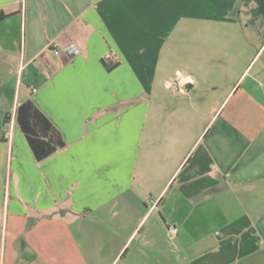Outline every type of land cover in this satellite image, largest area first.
<instances>
[{
	"label": "crops",
	"instance_id": "1",
	"mask_svg": "<svg viewBox=\"0 0 264 264\" xmlns=\"http://www.w3.org/2000/svg\"><path fill=\"white\" fill-rule=\"evenodd\" d=\"M2 12L0 264H264V0ZM233 27L255 49L234 79ZM28 100L64 140L42 159Z\"/></svg>",
	"mask_w": 264,
	"mask_h": 264
},
{
	"label": "trees",
	"instance_id": "2",
	"mask_svg": "<svg viewBox=\"0 0 264 264\" xmlns=\"http://www.w3.org/2000/svg\"><path fill=\"white\" fill-rule=\"evenodd\" d=\"M7 16L8 14L2 12L0 19ZM18 121L39 159L48 156L59 146L64 145V140L56 133L53 123L31 100L19 107Z\"/></svg>",
	"mask_w": 264,
	"mask_h": 264
},
{
	"label": "rangeland",
	"instance_id": "3",
	"mask_svg": "<svg viewBox=\"0 0 264 264\" xmlns=\"http://www.w3.org/2000/svg\"><path fill=\"white\" fill-rule=\"evenodd\" d=\"M239 17L238 10L236 9L235 15ZM244 16V14L242 15ZM245 27V25H243ZM235 27H233V30L231 31V37H230V46L228 44L225 45V48L229 47L230 54H231V71L233 74V79L236 77V75L239 73V71L242 70L243 66L245 65L246 62L250 59V57L254 54L255 49L250 50V48H247L244 46V43L242 40H240L237 35H242V32H239L240 30L238 29L237 31L234 30ZM240 28V27H238ZM175 38V36L172 37L171 41ZM219 39V38H218ZM222 45H219L217 43V49L221 50L223 52ZM44 70H47V65L44 64Z\"/></svg>",
	"mask_w": 264,
	"mask_h": 264
},
{
	"label": "built area",
	"instance_id": "4",
	"mask_svg": "<svg viewBox=\"0 0 264 264\" xmlns=\"http://www.w3.org/2000/svg\"><path fill=\"white\" fill-rule=\"evenodd\" d=\"M53 49L56 54L65 52L68 55H75L80 52V48L74 43L68 44L63 47L55 46ZM5 137H8V138L11 137V130H8L7 132H5ZM178 232H179V227L176 224H172L169 226V235L171 238L176 239L178 236Z\"/></svg>",
	"mask_w": 264,
	"mask_h": 264
}]
</instances>
